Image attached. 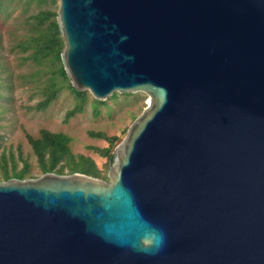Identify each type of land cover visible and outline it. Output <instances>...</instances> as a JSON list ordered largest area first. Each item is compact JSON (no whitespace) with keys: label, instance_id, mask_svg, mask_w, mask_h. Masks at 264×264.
<instances>
[{"label":"water","instance_id":"obj_1","mask_svg":"<svg viewBox=\"0 0 264 264\" xmlns=\"http://www.w3.org/2000/svg\"><path fill=\"white\" fill-rule=\"evenodd\" d=\"M96 101L150 100L107 181H0V264H264V0H55Z\"/></svg>","mask_w":264,"mask_h":264},{"label":"rangeland","instance_id":"obj_2","mask_svg":"<svg viewBox=\"0 0 264 264\" xmlns=\"http://www.w3.org/2000/svg\"><path fill=\"white\" fill-rule=\"evenodd\" d=\"M57 1L53 5H42L40 8L31 6L23 13L24 6L17 1L7 8L0 5V82L1 91L6 99H0V136L1 144L13 151L21 150L22 156L30 165L32 178L40 175L36 158L26 140L25 134L37 137L41 129L60 132L71 138L70 150L74 154H82L91 158L98 169L108 173L106 158L100 157L90 146L106 147L104 140L92 138L89 132H102L108 136H117L119 143L125 136L128 126L140 115L149 103L150 98L143 93L116 94L109 97L105 104L97 107L89 95L82 113L64 123L66 112L74 105L73 95L63 89L53 103L43 112L27 110L39 100L38 86L43 79L36 75L39 67L25 61V54L13 50L18 39L26 34L25 18L38 9H57ZM3 64V65H1ZM36 75V76H35ZM1 150V149H0ZM23 162L18 161V168ZM1 181V180H0Z\"/></svg>","mask_w":264,"mask_h":264},{"label":"trees","instance_id":"obj_3","mask_svg":"<svg viewBox=\"0 0 264 264\" xmlns=\"http://www.w3.org/2000/svg\"><path fill=\"white\" fill-rule=\"evenodd\" d=\"M17 1L24 6L23 13L28 12L29 8H40L42 5H53L55 0H0L1 7L7 8L10 4ZM56 10L52 8L38 9L30 13L25 18V24L28 26L26 34H23L13 46V50L25 54L24 60L30 61L34 66L39 67L36 75H40L41 80L38 88L40 100L33 106L27 107V110L43 112L51 103L55 101L61 90L67 89L74 98V105L69 109L64 117V123L76 114L82 113L85 104L88 101L87 92H77L70 84L61 64L60 53L63 49V41L56 23ZM3 65V64H1ZM35 75V76H36ZM0 99H6L4 92L1 91ZM113 94L111 97H114ZM126 95V94H125ZM95 105L94 114L97 115V107L105 104V101H96L92 99ZM90 137L104 140L106 147L90 146L102 158H106L107 165L112 161L113 150L118 144L117 136H108L102 132H89ZM28 145L36 158L37 168L40 175L53 172L59 175H68L81 173L100 180L107 181L106 171L98 169L94 161L82 154H74L70 150L71 138L60 132H51L41 129L37 137L25 134ZM2 136H0V180L9 179H27L32 178L30 165L23 158L21 150L13 151L11 148L2 146ZM23 162V166L18 168V161Z\"/></svg>","mask_w":264,"mask_h":264}]
</instances>
